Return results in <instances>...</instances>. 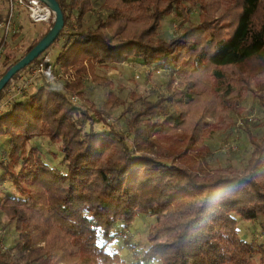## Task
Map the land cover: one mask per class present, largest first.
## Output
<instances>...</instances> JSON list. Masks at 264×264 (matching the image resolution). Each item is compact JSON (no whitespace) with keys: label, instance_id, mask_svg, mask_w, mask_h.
Here are the masks:
<instances>
[{"label":"trees","instance_id":"1","mask_svg":"<svg viewBox=\"0 0 264 264\" xmlns=\"http://www.w3.org/2000/svg\"><path fill=\"white\" fill-rule=\"evenodd\" d=\"M57 1L64 26L43 52L63 37L53 64L81 76L42 82L0 114V183L9 178L16 191L0 196L3 225L15 237L0 247V264H118L120 252L107 245L140 213L153 221L132 264H264V245L244 239L237 219L259 220L264 234V132L253 133L244 119L250 154L241 165H213L206 143L211 132L235 126L249 94L264 124V0H103L108 12L94 27L71 23L90 10L88 0ZM190 5L199 10L196 21ZM179 10V30L165 39L162 21ZM53 22L19 57L6 54L0 76ZM131 56L171 67L169 93L151 100L133 90L127 100L95 72L96 62ZM37 59L11 76L0 100ZM87 70L108 87L100 104L83 90ZM36 136L57 144L60 166L29 145Z\"/></svg>","mask_w":264,"mask_h":264},{"label":"rangeland","instance_id":"2","mask_svg":"<svg viewBox=\"0 0 264 264\" xmlns=\"http://www.w3.org/2000/svg\"><path fill=\"white\" fill-rule=\"evenodd\" d=\"M91 8L82 18H74L71 23L75 26L81 24L84 27H94L96 25V18L99 15H106L107 10L103 6V0H88ZM7 5L5 0H0V12L5 15ZM190 19L196 21L198 19V8L196 6H189ZM185 12V10H184ZM52 13L50 18H52ZM183 13L180 11H173L167 15L159 29V35L165 39H169L175 35L179 30V22L182 19ZM49 18V19H50ZM47 26V21H33L28 14V11L18 8V15L15 18L14 26L10 31L4 49L0 54V72L5 67L4 58L7 53H10V59L19 57L37 38L38 34L42 32ZM69 27L67 26L66 29ZM63 37L56 40L45 52L40 55L42 58L50 59L54 70L62 73L59 81H73L81 76V73L76 67L63 69L59 63L53 64L57 53L62 48ZM38 55V57L40 56ZM86 66L87 60L83 62ZM96 64L95 72L99 75L106 76L112 81V91L121 98L130 99L129 93L131 91L140 92L148 99L155 100L160 94H167V83L169 81V73L172 71L171 67L165 65L149 64L136 56H131L126 60L120 62L109 61L106 64L99 62ZM57 65V67H54ZM77 65V64H76ZM75 65V66H76ZM59 67V69H58ZM88 67V66H87ZM91 73L87 70L82 74L84 82V92L89 100L101 103L106 99L108 87L91 81ZM180 77H178L179 79ZM42 82V76L32 75L29 68H26L17 79H15L11 86L7 89L5 97L0 100V114L7 108L11 100H21L32 93L36 87ZM57 82V81H55ZM53 82V83H55ZM176 88L182 89L183 85L174 81ZM78 98L77 95L73 94ZM177 97H174L176 99ZM167 101V105L173 110L172 101ZM74 100V99H72ZM78 100V99H77ZM242 109L239 113L234 112L236 124L233 128L228 130H216L211 132L206 137V143L212 150L211 163L227 164L234 163L241 165L250 154V142L247 138L246 130L243 127L244 119L247 121V127L255 134L264 132V124L261 123L263 113L261 107L251 94L241 101ZM123 110V106L114 107L111 109L112 117L118 116ZM101 124H97V128H101ZM38 146L42 158L49 165L60 166L59 160L61 152L55 142H52L45 136L34 137L29 145ZM2 170L0 169V176ZM15 188L9 178H5L0 183V196L15 193ZM6 216H0V247L5 249L8 245L14 243L15 237L12 234L11 225H3L6 221ZM52 219L55 224H66V222L59 216L52 214ZM238 227L240 235L246 240H252L255 243H262L264 245V234L260 231L259 220L243 219L237 216ZM153 218L149 215L138 214L136 218L121 230L122 237H116L107 245L111 251H119L123 261L118 264H132L133 259L141 254V250L147 244V233Z\"/></svg>","mask_w":264,"mask_h":264},{"label":"built area","instance_id":"3","mask_svg":"<svg viewBox=\"0 0 264 264\" xmlns=\"http://www.w3.org/2000/svg\"><path fill=\"white\" fill-rule=\"evenodd\" d=\"M6 16L0 20V54L4 49L5 43L10 36V31L14 26L15 18L18 15V8L28 11L29 17L33 21H49L52 11L49 6L41 0H7ZM29 68L32 75L42 76L46 82H55L61 79L62 73L53 69L50 59L47 57L42 58L41 55L38 59L31 63ZM73 99H77L72 95Z\"/></svg>","mask_w":264,"mask_h":264},{"label":"water","instance_id":"4","mask_svg":"<svg viewBox=\"0 0 264 264\" xmlns=\"http://www.w3.org/2000/svg\"><path fill=\"white\" fill-rule=\"evenodd\" d=\"M46 3L53 13L54 22L48 31L35 43L24 55H22L15 63H13L0 76V90L6 85L11 76L29 64L35 57L41 54L57 37L64 26L63 11L57 0H41Z\"/></svg>","mask_w":264,"mask_h":264}]
</instances>
